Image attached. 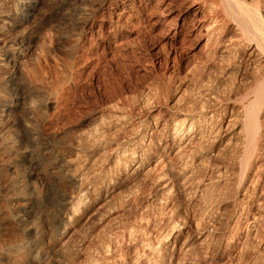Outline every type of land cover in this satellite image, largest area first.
<instances>
[{
	"label": "bare ground",
	"instance_id": "bare-ground-1",
	"mask_svg": "<svg viewBox=\"0 0 264 264\" xmlns=\"http://www.w3.org/2000/svg\"><path fill=\"white\" fill-rule=\"evenodd\" d=\"M43 1L46 20L59 36L64 22L73 21L69 57L105 2L0 0V127L14 121L15 109L28 110L23 132L38 141L45 140L49 111L72 74L67 58L61 76L38 87L36 82L46 83V77L28 75L18 63L22 48L35 39L26 30L18 32V26ZM136 1L121 3L133 14ZM188 3L194 18L186 30L201 28L204 55L187 84L170 96L172 104L152 122L133 123L135 104L127 103L95 108L87 117V131L62 149L51 144L28 148L19 135L0 133V233L27 223L32 198L27 191L39 198L49 192L53 199L44 212L46 229L34 230L39 233L34 242L10 244L0 264H106L104 258L113 264H264V0ZM167 5L170 13L177 6L174 1ZM168 93L150 88L136 105ZM125 129L130 133L124 142L113 137ZM101 161L106 166H98ZM38 168L45 174L40 185L17 177L22 172L29 178ZM139 175L156 188L160 209L174 216L156 247L140 240L122 254L119 243L135 241L137 231L130 225L119 234L118 223L130 209L129 200L144 193ZM127 184L132 187L119 197L121 209L114 213V192ZM174 193L178 196L168 199ZM181 196L191 203L188 216L179 209ZM94 211L109 215L96 239L89 240L77 225ZM82 253L84 263L78 260Z\"/></svg>",
	"mask_w": 264,
	"mask_h": 264
},
{
	"label": "rangeland",
	"instance_id": "rangeland-1",
	"mask_svg": "<svg viewBox=\"0 0 264 264\" xmlns=\"http://www.w3.org/2000/svg\"><path fill=\"white\" fill-rule=\"evenodd\" d=\"M169 1L177 4L172 13L166 9ZM188 4V0H137L136 12L130 14L123 8L121 0H105L93 19L85 25L78 48L69 57L67 38L73 21L64 22V33L59 36L46 20L45 2H39V12L34 11L25 23L18 26V32L26 30L35 36L31 46L22 48L18 63L30 76L44 75L46 83L36 82V86L44 87L61 76L65 62L70 58L71 78L63 85V97L49 111V119L43 127L45 140H35L34 135L23 132V121L29 111L22 108L15 109L14 121L0 127V133L13 138L19 135L17 140L28 148L51 144L62 149L87 131V117L95 108L125 106L127 103L135 104L131 119L133 123L139 119L152 122L154 115L164 112L172 104L170 96L187 84L192 76L190 70L204 55L201 28L194 26L192 30H186L194 18L193 12L187 9ZM198 15L201 16V13ZM38 25L42 28L37 29ZM177 29L179 32H176ZM150 88H162L169 93L167 96L162 94L158 99H150L145 105H136ZM19 93L27 96L21 87ZM50 99H53L52 96ZM38 104L35 103V106ZM129 133L125 129L113 137L124 142ZM98 164L106 166L104 161ZM38 169V173L29 178L23 176L22 172L17 177L24 179L27 185H40L45 174ZM137 183L144 193L129 200L130 209L121 216L119 225L113 221L115 226L118 225L119 234L126 233L130 225L137 231L135 241L119 243L122 254L127 246L135 245L140 240H144L151 249L156 247L160 232L167 228L168 221L174 216L173 212L160 209L154 194L156 188L148 180L139 175ZM131 187V184L123 185L114 192L115 198L110 206L111 209L114 206V213L121 209L119 197L127 194ZM27 192L32 193L27 223L17 226L15 231L3 230L0 233L1 256L9 250L10 244L17 241L34 242L39 236L34 231L37 227L41 231L46 229L44 212L53 201L52 197L49 192L40 198L33 190ZM177 196L174 193L168 199L173 200ZM145 200L148 201L147 206L141 209ZM181 201L179 209L184 212L181 214L188 216L191 203L188 204L182 196ZM100 212H91L77 225L89 240L96 239L101 226L107 224V217L104 216L109 213L100 216ZM140 215L144 216L141 222ZM38 218L41 219L40 224ZM78 260L82 263L88 261L84 253L78 256ZM103 261L113 264L111 259L104 258Z\"/></svg>",
	"mask_w": 264,
	"mask_h": 264
}]
</instances>
